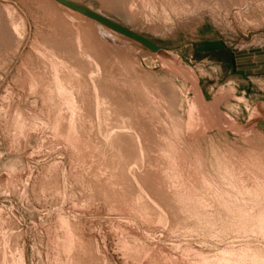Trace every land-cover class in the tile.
Wrapping results in <instances>:
<instances>
[{"label":"rangeland","instance_id":"obj_1","mask_svg":"<svg viewBox=\"0 0 264 264\" xmlns=\"http://www.w3.org/2000/svg\"><path fill=\"white\" fill-rule=\"evenodd\" d=\"M0 264H264V0H0Z\"/></svg>","mask_w":264,"mask_h":264}]
</instances>
